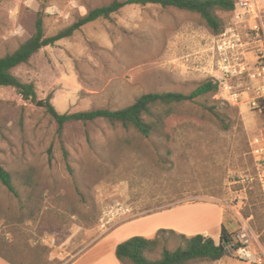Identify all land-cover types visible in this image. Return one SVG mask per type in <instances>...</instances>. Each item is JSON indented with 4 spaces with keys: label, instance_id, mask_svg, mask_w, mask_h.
Instances as JSON below:
<instances>
[{
    "label": "rangeland",
    "instance_id": "1",
    "mask_svg": "<svg viewBox=\"0 0 264 264\" xmlns=\"http://www.w3.org/2000/svg\"><path fill=\"white\" fill-rule=\"evenodd\" d=\"M113 1L124 0H0V57L32 36L39 12L53 36ZM235 1L234 11L217 12L218 35L194 13L126 6L11 71L36 97L0 86V166L19 194L0 183V255L8 263L98 264L117 238L104 233L167 207V197L216 200L230 231L246 227L251 248L264 255V81L253 76L264 66V35ZM207 81L216 93L178 105L149 138L102 120L58 131L47 111L117 110L147 93L187 95ZM158 218L148 224L167 225ZM181 245L163 234L147 256ZM228 252L192 264H250Z\"/></svg>",
    "mask_w": 264,
    "mask_h": 264
},
{
    "label": "trees",
    "instance_id": "2",
    "mask_svg": "<svg viewBox=\"0 0 264 264\" xmlns=\"http://www.w3.org/2000/svg\"><path fill=\"white\" fill-rule=\"evenodd\" d=\"M159 6L162 8H175L199 15L206 27L214 35L222 30V21L217 12H232L236 8L235 0H124L92 9L69 27L59 31L53 36H45L42 13L37 14L34 23V33L23 42L15 51L0 57V86L13 88L24 100H33L36 97L34 86L19 81L11 71L26 64L29 59L42 48L52 46L56 42L68 38L81 27L100 18L109 19L120 9L130 6ZM218 91V84L207 81L198 86L190 94L182 93H147L124 108L117 110L96 109L91 111L63 113L57 112L53 106L47 104V111L55 120L58 131H61L66 122H94L102 120L115 128L133 130L144 138H149L153 132L162 133L164 120L175 113L178 105L192 102L208 94ZM217 119L223 121L219 116ZM225 127V126H224ZM167 137V136H165ZM52 149H48L51 156ZM0 183L6 190L18 197V192L13 186L10 174L0 166ZM228 221L222 224L219 244H215L210 237L195 235L187 237L176 234L171 230H158L153 239L135 236L118 244L114 255L120 264H192L197 262H216L229 256L228 249H235L238 244L230 231ZM170 234L183 240V246L170 251L164 249L159 259H150L148 254L155 251L160 236ZM0 258L4 259L0 255ZM6 261V259H4ZM8 262V261H7Z\"/></svg>",
    "mask_w": 264,
    "mask_h": 264
},
{
    "label": "crops",
    "instance_id": "3",
    "mask_svg": "<svg viewBox=\"0 0 264 264\" xmlns=\"http://www.w3.org/2000/svg\"><path fill=\"white\" fill-rule=\"evenodd\" d=\"M257 4L264 8V0H255ZM191 200V201H184ZM160 220L167 217V225L157 224L154 227L149 225V221L153 219ZM225 222L224 211L220 204L214 199L203 197H194V199L184 198H168L167 207L155 211L144 212L140 215L131 216L120 223L114 225L109 231L101 237L107 240H116L110 250L105 254L104 258L99 259L98 264H120L115 258L114 251L118 244L128 240L129 238L140 236L146 239H152L158 230H171L179 235L187 237L202 235L210 237L217 245L220 241L222 224ZM147 226V231H137ZM0 264H10L0 258Z\"/></svg>",
    "mask_w": 264,
    "mask_h": 264
},
{
    "label": "built area",
    "instance_id": "4",
    "mask_svg": "<svg viewBox=\"0 0 264 264\" xmlns=\"http://www.w3.org/2000/svg\"><path fill=\"white\" fill-rule=\"evenodd\" d=\"M237 7L246 12L247 15L254 17L251 29L257 34L264 35V8L260 7L255 0H240L237 3ZM255 75L264 81V66H262L258 73L253 76ZM260 184L262 191L264 192V169L260 174ZM250 240L251 238L248 229L246 227L239 229L235 235V241L238 246L235 249H232L234 254L241 261L250 264H264V255L257 253L251 248Z\"/></svg>",
    "mask_w": 264,
    "mask_h": 264
},
{
    "label": "water",
    "instance_id": "5",
    "mask_svg": "<svg viewBox=\"0 0 264 264\" xmlns=\"http://www.w3.org/2000/svg\"><path fill=\"white\" fill-rule=\"evenodd\" d=\"M38 105L41 106L42 105V102H38Z\"/></svg>",
    "mask_w": 264,
    "mask_h": 264
}]
</instances>
